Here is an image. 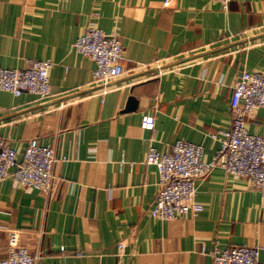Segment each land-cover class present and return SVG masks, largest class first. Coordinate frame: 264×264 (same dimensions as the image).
I'll list each match as a JSON object with an SVG mask.
<instances>
[{"label":"crops","instance_id":"crops-1","mask_svg":"<svg viewBox=\"0 0 264 264\" xmlns=\"http://www.w3.org/2000/svg\"><path fill=\"white\" fill-rule=\"evenodd\" d=\"M93 16L125 55L104 94L95 62L73 47ZM27 58L51 60L52 94L0 90V136L17 159L32 137L57 159L47 196L0 180V256L13 229L40 254L36 264H116L121 240L123 264H216L202 247L240 244L264 259V195L245 178L215 166L197 180L203 209L162 219L150 213L158 171L144 162L150 144L164 152L180 138L214 157L211 133L230 125L236 77L264 72V0H231L228 10L219 0H0V67ZM246 127L264 134V107Z\"/></svg>","mask_w":264,"mask_h":264},{"label":"built area","instance_id":"built-area-1","mask_svg":"<svg viewBox=\"0 0 264 264\" xmlns=\"http://www.w3.org/2000/svg\"><path fill=\"white\" fill-rule=\"evenodd\" d=\"M219 1L224 10L229 9L231 0ZM169 2L164 0L165 4ZM73 47L95 62L93 79L103 84L101 94L111 89L107 85L111 79L125 72L119 36L99 27L94 16L85 31L75 38ZM51 65L50 59L27 58L21 68L0 67V90L13 95L27 91L46 98L52 94L48 80ZM258 107H264V72L243 69L232 86L230 125L211 133L220 142L211 160L203 159L202 144L181 138L164 152L149 145L144 162L154 164L159 176L155 203L150 209L153 217L168 219L201 211L203 204L195 198L197 180L207 176L215 166L245 178L250 187L264 195V134L252 133L246 127L247 115ZM154 124V115L143 116L142 126L153 129ZM56 159L54 147L39 143L35 137L27 141L21 158L17 159L14 148L0 136V180L10 175L21 186L36 188L47 196L52 189ZM6 233L7 247L5 255L0 256V264H36L40 254H32L20 243L16 230L9 229ZM201 252L209 254L216 264H264L258 246H215L211 250L202 247ZM125 253L126 243L121 240L117 244L116 264H123Z\"/></svg>","mask_w":264,"mask_h":264},{"label":"water","instance_id":"water-1","mask_svg":"<svg viewBox=\"0 0 264 264\" xmlns=\"http://www.w3.org/2000/svg\"><path fill=\"white\" fill-rule=\"evenodd\" d=\"M133 99L136 101V99L134 98V96H131L130 97V101L133 100Z\"/></svg>","mask_w":264,"mask_h":264}]
</instances>
